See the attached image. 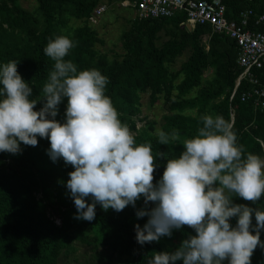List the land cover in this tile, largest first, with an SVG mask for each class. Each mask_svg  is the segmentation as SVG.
<instances>
[{"label":"clouds","instance_id":"1","mask_svg":"<svg viewBox=\"0 0 264 264\" xmlns=\"http://www.w3.org/2000/svg\"><path fill=\"white\" fill-rule=\"evenodd\" d=\"M76 46L66 35L48 40L43 52L54 63L36 99L18 73V61L0 64V153L15 155L21 144L35 147L37 137L47 139L51 161L62 159L74 169L65 186L77 220L93 221L97 204L120 212L143 197L145 207L136 216L148 220L134 226L140 245L170 237L182 226L195 232L172 252H153L146 264H251L254 250L264 249V210L235 204L233 197L256 203L264 195V158L238 143L223 116L204 115L196 134L182 140L184 151L167 158L154 183L156 157L165 154L154 152L151 142L137 144L105 94L108 77L96 68L78 71L65 59ZM65 98L60 122L56 117ZM39 99L43 106L35 110ZM155 135L160 145L181 140L176 129H157Z\"/></svg>","mask_w":264,"mask_h":264},{"label":"rangeland","instance_id":"2","mask_svg":"<svg viewBox=\"0 0 264 264\" xmlns=\"http://www.w3.org/2000/svg\"><path fill=\"white\" fill-rule=\"evenodd\" d=\"M92 1L83 0V8L88 9ZM102 4H106L108 8L94 22H89L87 13H81L72 4L51 5L52 25L47 33V41L58 35H66L75 41L77 50L73 48L65 59L78 55L84 69H98L100 61L106 68L119 67L126 60L123 47L131 37L129 22L130 18H133V13L122 7L121 3L109 6L104 0H98L97 5ZM94 8L91 7L89 13ZM40 15L36 0H0V64L9 60L18 61V73L32 87V99L42 95L34 85L32 71L33 48L43 28V24L39 22ZM168 29L159 31L155 35L153 40L155 46H160L169 38ZM79 31H82L84 46L78 42ZM173 36L178 39V36ZM198 45L206 52L211 44L209 38L200 36ZM188 47L173 58L167 59L168 61H164L169 78L173 79L172 86L178 84L181 79V75L177 76V74L190 54ZM223 65L224 60L220 58L214 65L202 68L199 80L183 99L193 100L207 91H214L216 86L221 85L217 74L221 72ZM132 66L136 68L138 65L134 63ZM105 94L111 98L116 110L131 112L136 129L141 128L144 122H150L156 131L164 122H171L175 117L182 119L183 126H186L190 119H201L204 115H223L232 118L230 110L224 112L221 108H213L221 98L210 97L207 99V104L201 108L191 105L175 107L179 104L175 91L171 90L167 96L164 88L156 82L147 83L142 91L135 90L136 99L130 105L120 99L116 90L108 89L107 86ZM42 103H44L43 99H39L37 104ZM66 105L65 98L59 105V113L56 117L60 122L65 119ZM37 139L41 138L37 137ZM183 139L181 137V140L177 141L182 148ZM45 140L49 143L47 139ZM0 154L7 163L6 177L0 181L2 204L0 205V246L5 245V248H0V264L6 261V256L12 260L16 259V246L9 241L3 244V239L11 238L14 231L25 235L28 241L46 238L40 246L45 264H132L131 258L118 254L111 255L109 263H105L104 260L100 262L95 258L99 254L103 255V252L108 253L105 245L109 242L113 227L121 218L112 209H108L112 219L109 224L74 218L77 214L76 208L65 186L69 179L68 173L74 170L71 165H65L62 159L53 163L47 154L31 150L26 159L27 168H23L17 164L15 155ZM261 157L264 158V153ZM35 165L58 171L52 176H44L51 190L50 200L39 188L35 173L32 171ZM261 197L264 201V195ZM52 210H58L59 213L54 214ZM192 235H195L193 230ZM151 243L158 248L156 252H171L174 248V242L169 241L167 237H161L158 242ZM171 246L172 249L169 250ZM224 264H227V261Z\"/></svg>","mask_w":264,"mask_h":264},{"label":"trees","instance_id":"3","mask_svg":"<svg viewBox=\"0 0 264 264\" xmlns=\"http://www.w3.org/2000/svg\"><path fill=\"white\" fill-rule=\"evenodd\" d=\"M36 1L41 14L39 22L43 24V28L40 37L33 48L34 63L32 71L34 75V85L41 92L42 85L54 63L43 52V49L48 42L47 33L52 25L53 10L51 5L72 4L81 11V13H87L88 19L91 14V12L89 13L90 8L96 7L98 0H93L88 9L83 8V0ZM113 1L114 0H105V3L113 5ZM223 3L233 12L247 7V3L242 0H223ZM256 3L257 0L252 4H248V6L256 9ZM126 9H129L132 13L130 8ZM35 21L37 20L35 19ZM129 23L131 26L129 35H131V37L123 47L126 60L123 61L121 66L112 68L103 67L101 61L98 62V70L109 79V84L107 85L108 89L116 90L120 99L129 105L136 99L135 90L142 91L144 85L150 82L159 83V85L164 88V92L167 96L171 90H174L177 99H179V104L175 107L180 105H191L201 108L207 104L208 98H221L213 108H221L224 112L230 110L231 119L227 116H222L226 121L233 125V131L238 137V143L243 144L248 152L260 156L264 153V109H256L252 103L240 101V95L246 89L244 81L240 82L230 98L235 79L241 72V69L236 65V48L232 40L223 35L212 34L209 37V44L211 45L209 46L208 51L205 52L203 47L198 45V40L200 36L208 33V28L204 26H194L190 31L181 28L185 23L184 16L181 14H175L172 17L159 19L130 18ZM167 28H169L167 31L169 38L160 46H155L153 44L155 35L159 31L167 30ZM173 35L178 36V39H175V36ZM77 39L79 44L84 46L82 31L78 32ZM186 47L190 50V54L184 66L178 71L177 76L181 75L179 83L172 86L171 81L173 79L169 78L170 75L164 65L166 62L165 60L178 55ZM75 49L77 50V47H75ZM220 58L224 60L222 70L217 74V78L221 82V85L216 86L214 91H207L196 99H183V96L186 95L191 87L199 80L201 69L206 66L214 65L216 60ZM70 60L77 65L78 71L86 70L81 66L78 55H74ZM134 63L138 65L136 68L132 66ZM42 106L43 103L40 105L37 104L35 110H39ZM118 112L120 113L121 121L127 123L130 130L135 135L137 144L151 142L154 152L165 154L164 157H156L157 167L154 173V183L159 181L166 166L167 158H178L184 149L177 142H171L169 145L158 144L155 135L156 131L153 129L150 122H144L141 128L136 129L135 120L132 117L131 112ZM181 120V118L175 117L171 122H164L160 126V129L169 133L173 129H176L179 131L180 137L191 138L196 134L198 127L202 126L200 118L190 119L186 126H183ZM20 147L22 151L15 154L17 157V164L23 168H27L26 159L30 151L35 150L47 154V149H49L50 144L45 139H38V145L35 147L23 144H21ZM6 170L7 163L0 154V181L4 180L6 177ZM32 171L35 173V178L42 194L50 200L51 190L47 185L44 176H52L57 174L58 171L42 165H35ZM6 202L9 203L8 200H6ZM86 202L91 203L92 201L88 198ZM233 203L244 204L248 207L261 208L264 210V201L262 200V197L256 203H252L245 201L238 196H234ZM0 205H2L1 200ZM144 207V200L143 197H141V199L136 201L135 207L129 205L124 210L116 212L121 219L116 222L111 231L109 242L105 245V250L108 253L103 252V255L99 254V256L95 258L100 262L104 260L105 263H109L110 256L118 254L126 258H131L132 264H146V260L151 258L150 255L153 252H156L158 248L153 246L152 243L140 245L136 241L134 226L139 224L143 227L148 220L147 216L139 219L136 216L137 210ZM152 207H154V205L149 202L147 208L150 210ZM95 211V221L101 224L111 223L112 219L108 214V210L104 211L100 205L97 204ZM52 212L54 214L59 213L58 210H52ZM230 223L235 227L236 218H232ZM252 223L253 226H255L254 214ZM189 235H192V229L187 226H182L179 230L174 229L172 235L167 237L169 241L174 242V248L172 249L171 246L169 250L172 249L171 252L174 251L179 247L181 241L187 239ZM260 239L264 242V230H261ZM43 240H46V238H38L36 240L28 241L25 235L14 231L11 238L3 239V244L5 241H9L16 246V259L12 260L9 256H6V261L2 262V264H45L40 252V246L42 245ZM0 248H5V245H1ZM176 264H183V262L177 261ZM251 264H264V249L257 247L254 250L251 257Z\"/></svg>","mask_w":264,"mask_h":264},{"label":"built area","instance_id":"4","mask_svg":"<svg viewBox=\"0 0 264 264\" xmlns=\"http://www.w3.org/2000/svg\"><path fill=\"white\" fill-rule=\"evenodd\" d=\"M242 1L247 3V7L236 12L228 9L223 0H114L113 5L121 3L122 7L130 8L133 18L137 19L181 14L190 30L194 26L208 28L204 38L219 34L232 40L236 48V65L241 72L235 79L230 98L244 81L246 89L241 93L240 101L250 102L256 109H264V0H257L256 9L248 6L255 0ZM106 8V4L97 5L88 21L94 22Z\"/></svg>","mask_w":264,"mask_h":264},{"label":"water","instance_id":"5","mask_svg":"<svg viewBox=\"0 0 264 264\" xmlns=\"http://www.w3.org/2000/svg\"><path fill=\"white\" fill-rule=\"evenodd\" d=\"M181 28H184L187 31H190V26L188 24H184L183 26H181Z\"/></svg>","mask_w":264,"mask_h":264}]
</instances>
